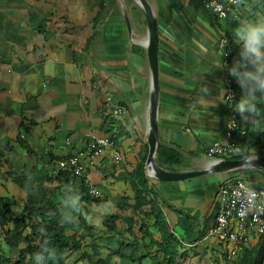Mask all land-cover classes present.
<instances>
[{"label": "crops", "instance_id": "0c3cea01", "mask_svg": "<svg viewBox=\"0 0 264 264\" xmlns=\"http://www.w3.org/2000/svg\"><path fill=\"white\" fill-rule=\"evenodd\" d=\"M100 1L0 0V13H22L18 16V32L8 28L7 36L0 37V51L12 52L1 60L2 65L22 74L19 78L23 79L27 92L35 90L37 83L45 87L44 82H49L37 98L49 99L54 106L55 113L48 121L69 139L68 148L63 152L76 154L73 153L76 151L79 154L81 171L86 172L90 187L97 191L99 197L106 196L107 206H102V218L115 213L120 217L118 221L124 223V218L131 216L135 220L133 233L141 238L143 231L139 225L143 217L131 209H120L114 203L124 193L126 203L134 204L130 185L116 176L130 173L137 160L147 153L151 95L146 58L147 27L136 0H104L101 16L92 28ZM145 2L156 22L157 143L172 147L182 155L183 164L176 170L203 168L213 160L209 159L207 148L212 142L222 139L226 122L224 102L217 100L215 107L207 108L201 92L207 85L212 94L206 99H214L219 95L220 87L225 91V69L217 68V64H223L218 40L221 35L232 38L238 23L264 16V0H244L223 19L215 18L201 0ZM42 26L50 32L46 38L41 35ZM54 32L62 33L58 37L53 36ZM15 41L24 50L23 55L15 54L12 46ZM1 46L7 48L3 50ZM29 56H34L35 67L39 70L34 68L31 75H26L24 65L28 63ZM233 62V59L228 60L227 70ZM235 91L237 102L242 91ZM22 102L19 103L22 105ZM258 106L264 109V100ZM24 108L22 105V114ZM263 117L264 114L260 117V124L264 123ZM239 125L244 130L251 126L244 120ZM89 133L108 136L112 138L113 145L92 148L88 143ZM47 138L49 142L57 140L53 135L46 137L45 141ZM249 139L247 137L246 141ZM245 145L240 147L243 153L249 152ZM114 149L119 152L118 160L113 157ZM257 150L249 152L250 155L259 156L255 154ZM185 158L190 161L188 165ZM198 176L178 181L146 178L147 185L155 192L150 196L157 201L168 231L177 235L180 244L188 247L197 246L204 238H211L206 234L213 221L216 191L222 183L237 177L245 178L251 186L264 183L263 172L253 168ZM92 206L88 207L89 211L98 213L95 208H90ZM142 209L147 211L149 205H143ZM206 219L211 221L210 227L206 225ZM147 221L151 223L152 218L149 216ZM124 225L120 229L119 225L116 227L122 238L129 237ZM149 228L152 230L153 226ZM155 230L156 234L152 230V238L160 241L156 227ZM201 231L203 236L197 239ZM113 237L118 247L123 245L118 235ZM258 238L251 236L245 248L253 247ZM173 244L177 243L172 241L171 246ZM138 246L143 248L139 243L132 246L133 250ZM260 264H264V255Z\"/></svg>", "mask_w": 264, "mask_h": 264}, {"label": "trees", "instance_id": "16d2710c", "mask_svg": "<svg viewBox=\"0 0 264 264\" xmlns=\"http://www.w3.org/2000/svg\"><path fill=\"white\" fill-rule=\"evenodd\" d=\"M103 2L104 0H101L98 5L93 17L92 28H94L101 16L104 8ZM226 38L228 40L227 48L230 51L228 60L240 59L239 46L233 43L232 38L228 36ZM230 79L235 89H241L234 77L230 75ZM262 120L264 122V117ZM35 124L36 121L26 119L20 110L16 135L10 144H5L4 148L11 151L12 143L17 144L24 150L27 156L35 158L37 164H42L45 167L53 164V168L55 169L51 173L48 171L45 180L47 182L55 181L56 185L52 191L48 192L47 196L29 203L21 202V204H16L12 196L0 193V231L3 234V241L9 243V230L6 228V224L9 221H12L13 224L25 223L28 227V231L23 236V245L18 249L15 258L11 259L0 252V264H36V254L41 253L45 248L55 253L54 258L47 260V264H64L67 254L74 250L79 251V255L74 259L78 260L80 264H110L106 259L98 256L99 247L97 243L90 242L88 244L91 253L83 250V246L87 242L85 234L81 231L82 229L91 230V226L87 222V216L89 214L88 207L90 205L107 206L106 196L101 198L98 195L90 193V184L86 180V172L80 171L77 174L70 167H57L59 160L66 159L70 156L69 153H64L61 148H47L42 155H37L23 136V134L29 132V127ZM259 127L264 128V123L260 124L259 121ZM247 137H250L248 141H246ZM49 140L47 138L46 142L48 143ZM237 141L239 153L234 158L250 155L247 151L244 153L240 151V147L245 144L248 147L258 149L255 154L264 157V131L259 132L257 127L247 126ZM1 159L6 164V157L2 152H0ZM144 159L145 155L138 159L130 173L120 177L116 176L118 179L127 180L132 190L134 204L126 203V197L121 199L124 202L118 201L114 203L120 209H131L143 217L140 219L141 222L139 225L140 230L143 231L142 237H135L132 230V225L135 223V220L130 216L124 218V223L126 224L124 231L127 232L129 237L122 238L116 230L117 221L120 217L115 213H110L103 218L102 224L104 229L102 233L105 236L118 235V238L122 240L123 245H120L116 250H111V253L117 255L122 261L127 258L133 263L141 264V261L147 258L150 261L149 264H158L160 262L161 264H181L187 248H182L178 253L171 250V242L177 240L173 233L168 231L165 219H162L163 213L157 201H155L154 197L150 196L155 192L147 185V179L143 173ZM154 159L158 166L169 171L176 170L183 164V157L176 149L160 142L157 143ZM79 165L81 167V164ZM96 170L99 171L98 168ZM4 176L13 185L26 192L34 188L35 182L23 172L15 175L11 169H6ZM13 205L19 206V209L17 208V211H14ZM143 205H149V209L144 211L142 209ZM149 216L152 218L150 224L155 226L160 234V241H155L147 231V224L144 218L147 220ZM201 234L202 231L198 233L197 239L203 236ZM260 237L253 247L246 249L243 245L242 247L240 246L237 260L240 264H250ZM139 243L143 244V252L139 256H131L122 251V247H132ZM176 243L180 245L179 241ZM151 245L155 246L153 253H151ZM91 255L95 256L96 259L92 261ZM177 255L180 258L179 261L175 259ZM222 255L225 257V251H223Z\"/></svg>", "mask_w": 264, "mask_h": 264}, {"label": "rangeland", "instance_id": "374dc122", "mask_svg": "<svg viewBox=\"0 0 264 264\" xmlns=\"http://www.w3.org/2000/svg\"><path fill=\"white\" fill-rule=\"evenodd\" d=\"M22 13L18 14L17 11L13 12L11 14L5 15L4 13H0V37L4 38L7 36V29H15L16 31L19 30L17 27L18 22V16H21ZM10 18V19H8ZM15 20V22L13 21ZM16 23V24H15ZM18 32V31H17ZM62 32L53 33V36L59 37ZM49 30L45 29L44 26H42L41 29V35L42 37L46 38L47 35H49ZM27 41V40H26ZM12 46L15 47L14 51L15 54L23 55L24 50H21L22 48H19V46L16 44V41L12 44ZM24 47V46H23ZM1 48L4 50L7 47L1 46ZM26 52V51H25ZM12 53L11 50L6 51L3 53L0 51V152L7 156L6 164H3L0 160V193L12 196L15 200L14 202L17 204H21V202L29 203L34 202L36 200H39L40 198H43L48 195V192L50 190L52 191L55 188L56 182L51 181L47 182L45 180V176L51 171H53V164L47 165L48 167L43 166L42 164H37L35 158L29 157L25 154L24 150L20 148L17 144L12 143V150L8 151L4 148L6 143H11L13 141V138L16 135L17 132V125L19 121V111L22 110V105L24 108V116L26 119L27 117H31L35 119L38 122V125L36 126H30L29 132L27 134H23L25 139L27 140L28 144L35 150L37 155H42V153L47 148L52 147H60L65 149L68 148L67 138L59 133V131H56L52 124L48 121L52 118V114H54V106L52 102L49 99H45L42 97L37 98L41 92H43L46 89V86L49 84V82H44L45 87L39 85L38 83L35 85V90L27 92L25 91V83L23 82V79L19 78V72H13L11 68H8L4 65H2V58L5 57V55H8ZM1 54H4L1 55ZM32 57V58H30ZM12 59V58H11ZM29 60H27L28 63L24 65L26 70V75H31L33 73V69L36 68V60L34 56H29ZM13 60V59H12ZM6 61V60H5ZM8 68L9 70H7ZM39 70L38 68H36ZM38 78V77H37ZM44 80L42 79L41 82ZM31 90V89H30ZM21 92V93H19ZM23 101V102H22ZM22 102V105L21 103ZM52 107V109H51ZM30 118V119H31ZM31 119V120H33ZM242 119L239 116L238 117V123H242ZM55 136L57 140H51L52 142H46V137ZM66 141V142H65ZM245 147L248 149L249 152H253L255 150V147H248L245 145ZM4 148V150H3ZM73 153H77L76 151ZM207 158V157H206ZM213 157H209V159ZM185 161L188 165L190 162L188 158H185ZM207 161V160H206ZM8 168H11L13 173L18 174L21 171L34 180L35 185L34 188L28 192L16 187L13 185L8 179L4 176V171ZM48 169V170H47ZM207 174H201L198 177H204ZM264 176V173H263ZM243 179V178H242ZM245 179V178H244ZM243 179V180H244ZM121 180V179H118ZM151 180V179H148ZM126 184H128L127 180L123 179ZM245 181V180H244ZM262 188H264V183L261 185ZM98 190V189H97ZM97 195H99L97 193ZM121 194H118V196ZM127 196H124V193H122L121 196L118 197V201H122L121 199ZM124 202V201H122ZM63 203V202H60ZM14 206V205H13ZM17 206V205H16ZM14 206V211H17V208L19 209V206ZM90 208H95V210L98 213L89 211V214L87 216V222L90 226H92L91 230H81L85 236H86V245L83 246V250L91 253V249L88 246L90 242L93 243H99L101 245H98L99 254L98 256L103 257V259H106L110 264H136L133 263L131 260L127 259L122 261L117 255L111 253L112 249H115L117 246L116 238L113 236H105L102 231L104 229L102 224V216L101 213L103 211L102 205L92 206ZM104 212V211H103ZM162 219L164 218V215L162 216ZM206 225L210 227L211 221L209 219H206ZM147 224V231L150 233L151 237L152 234L155 232V226H153L152 231L149 221L146 220L145 222ZM118 228L124 227V223L118 221L117 222ZM6 228L9 230V243H5L3 241V234L0 231V252L10 257L11 259L15 258L17 255L18 249L23 245V236L28 231V227L25 223H18L13 224L12 221H9L6 224ZM150 230H149V229ZM151 231V232H150ZM136 233H138L137 230H135ZM178 234L182 238V234L178 232ZM139 235V233H138ZM174 235V234H173ZM175 237L177 235H174ZM177 241V237L175 238ZM158 240V239H157ZM175 241V242H177ZM251 241V240H250ZM245 246L248 247V244ZM141 245V244H140ZM155 246L151 245V253H153ZM182 248H187L185 252V257L182 259L181 264H240L238 260L239 250L235 253L234 256H228L225 252V257H223V249L216 240H214L212 237L207 239L204 238L197 246H184L182 244H173L171 246V250L178 253L182 250ZM257 248V247H256ZM131 247H122V251L126 254H130L131 256H139L143 252V248L138 246L135 247V250H132ZM194 253V254H193ZM79 255L78 250L71 251L67 254L66 260L64 261V264H80L78 260H75L74 258ZM91 260H95L96 257L91 255ZM159 257V256H158ZM177 261L180 260L179 256L177 255L175 257ZM149 260L147 258L143 259L141 261V264H149ZM158 264H161L158 263Z\"/></svg>", "mask_w": 264, "mask_h": 264}, {"label": "built area", "instance_id": "2783aa9c", "mask_svg": "<svg viewBox=\"0 0 264 264\" xmlns=\"http://www.w3.org/2000/svg\"><path fill=\"white\" fill-rule=\"evenodd\" d=\"M202 5L210 13L219 19L225 18L236 6L231 0H201ZM226 36L221 35L218 46L222 49L225 84L224 104L226 122L221 140L212 142L207 148V155L213 160L234 158L239 153L237 139L244 133L238 123V113L236 107L235 88L229 77L227 70L228 57L230 54L227 44L224 49L221 47ZM227 71V72H226ZM231 97V99L227 98ZM108 101V98L106 99ZM116 110H113L115 113ZM88 143L92 148L112 146L113 140L108 136H96L91 133L87 135ZM115 160L119 159V152H112ZM79 154H70L66 159L59 160L57 167H70L75 173H80ZM147 178V177H146ZM149 179V178H147ZM90 193L97 195V191L90 187ZM264 232V188L261 186H251L241 177L230 179L222 183L216 191V204L213 221L206 236L212 237L222 247L228 256H234L240 250V246L248 243L251 236L259 237Z\"/></svg>", "mask_w": 264, "mask_h": 264}, {"label": "clouds", "instance_id": "9594fccd", "mask_svg": "<svg viewBox=\"0 0 264 264\" xmlns=\"http://www.w3.org/2000/svg\"><path fill=\"white\" fill-rule=\"evenodd\" d=\"M243 2L244 0H231V3L237 7ZM232 41L239 46L240 59L234 60L228 72L235 78L242 91L234 110L242 120L257 127L259 132L264 131V128L259 127V120L264 114V109L258 106L260 101L264 100V16H255L253 19L238 23L233 29ZM227 43L228 40L225 38L221 47L224 49ZM224 66V64H217V68ZM201 92L202 100L207 108L215 107L217 100L224 102L222 87H220L219 95H215L214 99H206L212 94L207 85L201 89ZM227 98L231 99V97ZM54 256V252L45 248L41 253L36 254V264H47V260Z\"/></svg>", "mask_w": 264, "mask_h": 264}, {"label": "water", "instance_id": "95a60500", "mask_svg": "<svg viewBox=\"0 0 264 264\" xmlns=\"http://www.w3.org/2000/svg\"><path fill=\"white\" fill-rule=\"evenodd\" d=\"M141 7L147 27L146 58L150 72L151 95L148 105L149 126L147 130L146 145L147 153L143 162L145 177L156 181H178L192 178L201 174L233 171L242 168H253L264 173V157L247 155L240 158H226L222 160H210L209 163L200 169L190 170H165L155 162V150L157 146V124H156V102H157V59H156V22L149 6L145 0H136ZM126 27L129 22L124 16ZM257 157V159L255 158ZM148 169L152 172L148 174ZM264 255V232L260 237L250 264H260Z\"/></svg>", "mask_w": 264, "mask_h": 264}, {"label": "bare ground", "instance_id": "6f19581e", "mask_svg": "<svg viewBox=\"0 0 264 264\" xmlns=\"http://www.w3.org/2000/svg\"><path fill=\"white\" fill-rule=\"evenodd\" d=\"M147 172H148V174H151V173H152V172H151L149 169H148V171H147ZM216 242H217V241H216ZM218 244H219V243H218ZM241 247H242V246H241Z\"/></svg>", "mask_w": 264, "mask_h": 264}]
</instances>
